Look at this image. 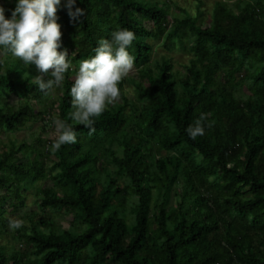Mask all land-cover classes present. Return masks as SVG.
Returning a JSON list of instances; mask_svg holds the SVG:
<instances>
[{
	"label": "trees",
	"instance_id": "trees-1",
	"mask_svg": "<svg viewBox=\"0 0 264 264\" xmlns=\"http://www.w3.org/2000/svg\"><path fill=\"white\" fill-rule=\"evenodd\" d=\"M66 3L57 22L70 68L48 105L35 65L0 46V94L18 98L1 103L0 134L40 122L32 144H0V236L26 221L11 229L13 250L0 245V264H264V0H76L86 14L75 22ZM16 4L0 0L6 18ZM116 29L135 34L133 96L122 80L90 134L69 115L70 89ZM152 40L189 53L180 70L171 56L151 61ZM50 113L77 136L55 153ZM201 113L205 134L193 140L186 129ZM46 178L27 206L26 189Z\"/></svg>",
	"mask_w": 264,
	"mask_h": 264
},
{
	"label": "clouds",
	"instance_id": "clouds-1",
	"mask_svg": "<svg viewBox=\"0 0 264 264\" xmlns=\"http://www.w3.org/2000/svg\"><path fill=\"white\" fill-rule=\"evenodd\" d=\"M76 0H67L64 5L73 22L85 16L83 8H75ZM61 0H17L11 18H6L5 8L0 6V46L12 56L23 61L26 66L35 65L40 75L35 85L45 95L61 87L65 73L70 68L68 52L61 47V25L57 22V11ZM135 39L133 31L116 29L111 39H101L95 55L80 61L74 83L70 89L72 121L94 132V118L101 116L109 105L119 101V85L134 68V57L127 50ZM50 74V79L45 76ZM207 114L201 113L193 125L186 129L195 140L205 134L204 121ZM55 139L50 151L55 153L63 145L74 144L77 136L70 124L54 118ZM212 125L209 124L208 127ZM22 220L10 219L9 228L19 229Z\"/></svg>",
	"mask_w": 264,
	"mask_h": 264
},
{
	"label": "rangeland",
	"instance_id": "rangeland-1",
	"mask_svg": "<svg viewBox=\"0 0 264 264\" xmlns=\"http://www.w3.org/2000/svg\"><path fill=\"white\" fill-rule=\"evenodd\" d=\"M64 1V0H61ZM189 0H172L175 4L181 5L184 4ZM204 1V7H209L211 5L212 0H203ZM170 13L172 14H179V11L175 8V6H172L170 8ZM152 47L153 51L150 56L151 61L153 62L154 60L159 59L160 55H165V56H171V59L173 60L175 64V68L178 70L181 69V64L186 62L189 53L184 50V48H180L179 45L171 44L170 50H165L162 47V43L160 41L152 40ZM1 55V53H0ZM135 71V68L129 73L127 77L123 79V89L125 90L127 96L131 99L133 96V89L131 88V77L132 73ZM75 73V72H74ZM73 73V74H74ZM75 75V74H74ZM55 99V92L53 91L49 95H45L44 97V104H49L51 100ZM18 101V98L13 96V95H7V94H0V105L1 103L8 102V103H16ZM36 109L40 107L39 104L35 103L34 104ZM47 116V115H46ZM56 116L55 113H50L48 118L54 119ZM47 118V117H46ZM40 122L38 121H30L27 122L25 125H23L21 128H19L17 131H8L3 134H0V144L4 145L5 148H8L10 146V142L13 140L15 143H20V142H27L28 144H32L34 139L37 137L39 131H40ZM50 132L49 134H55V125L53 124V120L51 124L49 125ZM152 151L154 154L156 153V148L155 144H152ZM43 160L44 162H47L49 166L48 168V173L53 174L57 170V167L51 165L50 159L47 160L46 158H40L39 161ZM52 180L50 178H46L44 180H40L36 182L34 185L29 186L26 191L24 192L25 196V202L27 206L33 207V199H34V193L36 192V189L39 187L41 183H44L45 185H51ZM22 212H20L21 215ZM4 217H7V214H4ZM57 223V225H62L64 227L68 226V222L64 220L62 217L54 219ZM23 224H26V221H23ZM17 239H16V234L9 228L8 231L3 232V234L0 236V245L6 246L8 251L13 250L14 245L16 244Z\"/></svg>",
	"mask_w": 264,
	"mask_h": 264
}]
</instances>
